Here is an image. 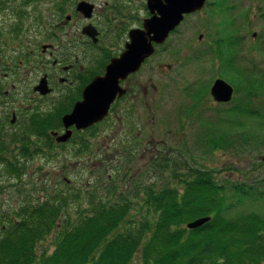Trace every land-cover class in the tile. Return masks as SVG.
Wrapping results in <instances>:
<instances>
[{
  "label": "rangeland",
  "instance_id": "rangeland-1",
  "mask_svg": "<svg viewBox=\"0 0 264 264\" xmlns=\"http://www.w3.org/2000/svg\"><path fill=\"white\" fill-rule=\"evenodd\" d=\"M56 1L2 0V5L7 2L11 5L5 7L6 10L0 9V22L8 25L16 23L17 17L14 15L13 6L23 5L27 17L21 22L25 31L30 30L29 35H34V30L38 27L35 15H38L40 25L48 26ZM105 1L115 2L122 7L119 11V8H113L111 4L108 6V14L115 17L117 26L121 25L120 16L126 17L124 21L127 26L131 22L141 26L143 19L148 17L146 0H93L100 7L97 14L101 15ZM96 22L99 25L98 19ZM102 31L103 37H106V30L102 28ZM199 35H203L204 41L200 44L201 48L198 47L201 50L197 54L198 49L195 45L198 44L196 39ZM222 39H225L223 46L225 52L223 50L221 56L213 55V51L218 50L219 41ZM235 42H238V45L232 46ZM169 45L171 47L167 48L168 51L173 48L171 53L164 52L155 56L138 77L142 83H147L151 78L150 83L154 82L157 86V101L154 109L155 136L167 144L161 150L162 154L174 160L176 165L183 164L187 169L189 168L188 172L192 177L197 176V173L211 174L215 176L218 184L254 183L256 184L253 185L254 187L264 190V118L255 115L257 111L264 112V0H207L200 13L186 18L179 32L169 40ZM181 47L185 54L182 64L178 66L176 64L174 72L170 74L163 71L160 66L175 63L172 60L174 55L172 52ZM12 79L7 82L10 83ZM218 79L224 80L233 87L234 93L230 102H216L211 95V89ZM26 95L22 91L12 92L7 99L2 100L13 102L15 107L22 103L28 105ZM4 110L0 108V113L8 112ZM19 110L23 120H27L30 115H34V118L39 116L36 114L38 108H34L32 112H28V109L26 111V108ZM45 119H49L46 121L47 126L50 127L46 129L48 133L54 127L52 124L54 117ZM5 129L8 132L16 129L17 132L19 128L7 125ZM26 130L21 139H29L28 145L36 155L22 159L25 174L16 183L17 185H12L16 180L9 177V174L5 173V166L0 164V187H2L0 208L8 209L9 212L22 203L24 198L30 196L28 192L30 188L32 191H34L32 188L37 189L30 198L31 202L43 200L59 189L62 190L60 183L64 179L71 181V188L82 189L93 179L94 170L91 162L100 166L99 158L56 157L51 152L52 148H46V143L42 146L34 144L37 141L34 135L40 131L29 128ZM6 143L9 148L6 158L14 162L22 142L16 145L12 142ZM79 162L84 165L78 168L76 165ZM157 163L160 165L155 166L169 167V169L160 172V168H155L153 174L146 167L145 161L139 160L134 170L124 173L126 170L119 169V165H116L120 170L117 184L121 186H117L118 190L126 189L129 193L132 192L130 198L135 196L133 202H139L132 205L122 229L129 222L151 218L150 211L146 204H143L147 198L146 194L139 190V187L144 189L145 185L155 186V184L156 187H165L164 181L172 189L174 184L172 175L170 176L171 169L174 168L172 163H167L164 159H157ZM74 167H77L76 170ZM153 175L154 178L151 179L150 176ZM133 177H136V182L133 181ZM19 189L26 191V195L19 194ZM94 191L101 193L100 196L104 193L95 189H91L90 193ZM225 197L227 204L236 203L230 216L251 212L264 215V200L246 201L241 204L232 197L231 193L226 194ZM52 240L53 238L50 237L43 243L50 247V252L54 249ZM132 264H142L138 255Z\"/></svg>",
  "mask_w": 264,
  "mask_h": 264
},
{
  "label": "trees",
  "instance_id": "trees-1",
  "mask_svg": "<svg viewBox=\"0 0 264 264\" xmlns=\"http://www.w3.org/2000/svg\"><path fill=\"white\" fill-rule=\"evenodd\" d=\"M224 43L225 39L219 41L213 55L225 52ZM255 115L264 118V112ZM47 125L34 124L33 129L41 127L48 135ZM20 142L22 148L11 162L6 158L8 145L0 137V164L16 180L12 185L25 174L22 159L36 155L28 145L29 139L12 140L15 145ZM46 148H51L48 140ZM163 159L174 167L170 173L172 189L164 181L165 187H139L146 194L143 204L151 218L129 222L123 229L132 205L139 202H133L135 196L130 198L132 192L118 190L120 166L94 172L82 189L71 188L63 181L62 190H54L43 200L31 202L37 189H28L30 196L22 200L24 203L21 201L10 212L0 208V264H132L137 255L142 264H264V215L251 212L230 216L236 203L227 204L225 197L231 193L241 204L263 201L264 190L254 183L218 184L211 174L192 177L183 164ZM155 168L160 172L169 169ZM91 189L105 194H91ZM18 192L26 195L21 189ZM201 218L210 220L195 229L187 227ZM50 237L54 247L51 252L43 244Z\"/></svg>",
  "mask_w": 264,
  "mask_h": 264
},
{
  "label": "flooded vegetation",
  "instance_id": "flooded-vegetation-1",
  "mask_svg": "<svg viewBox=\"0 0 264 264\" xmlns=\"http://www.w3.org/2000/svg\"><path fill=\"white\" fill-rule=\"evenodd\" d=\"M1 1L2 10H6L5 7L11 5L10 2L2 5ZM80 3L92 7L90 17L77 10ZM109 4L113 8H119V11L122 8L115 2L105 1V7L99 15L97 10L100 7L93 0H57L48 26L40 25L39 17L35 15L38 27L34 30V35H29L31 31H25L21 22L27 17L24 6L18 4L13 6L17 22L10 25L0 22V108L8 111L0 113V137L8 143L13 139L20 140L27 131L26 128L33 129L34 124L42 126L49 120L45 118L54 117L52 123L54 128L48 131V135H43L41 127L35 128L40 131L34 135L37 140L34 143L36 146H42L48 140L53 150L50 151L56 157L99 158L100 166L91 162L94 172L100 170L108 172L118 164L126 170L123 172L127 173L134 170L136 163L141 160L145 161L146 167L151 170L150 173L154 174L157 159L166 158V154H162L161 150L167 144L155 136L154 109L157 101V86L154 82L150 83L151 78L147 83H142L138 77L155 56L164 52L171 53L173 48L169 51L167 49L171 47L169 40L179 32L188 16L196 15L201 11L185 15L165 42L155 45L153 55L143 62L137 72L119 80V92L103 120L86 129H78L75 125L65 128L63 117L85 100L87 87L96 78L105 74L107 66L113 59L119 58L126 51V45L130 42V32L141 29L144 20L151 17L146 0L148 17L143 19L141 26L136 22H131L129 26L125 25L127 24L124 21L125 16H120L121 25L117 26L115 17L108 14ZM87 26H92L97 31L96 42L84 34L83 30ZM102 28L106 30V37L102 35L104 33ZM196 41L198 44L195 47L198 49L204 41L203 35H199ZM200 50L198 49L197 54ZM172 53L174 54L172 60L175 63L160 66L169 74L174 72L176 64L177 66L182 64L185 56L182 47ZM9 79H12L10 83L7 82ZM43 82L45 93L38 89ZM18 91L27 94L28 105L22 103L15 107L13 102L2 100L7 99L12 92ZM96 98L93 96V100ZM25 108L28 112L38 108L36 114L39 116L34 118V115H30L27 120H23L19 109ZM7 125L19 129L17 132L16 129L8 132L5 129ZM67 131L71 132L70 138L66 142H58ZM82 165L84 163L79 162L76 166L79 168ZM76 168L74 167V170ZM150 178H154V175ZM134 179L136 181V177H133V181ZM64 181L71 184V181L65 179Z\"/></svg>",
  "mask_w": 264,
  "mask_h": 264
},
{
  "label": "water",
  "instance_id": "water-1",
  "mask_svg": "<svg viewBox=\"0 0 264 264\" xmlns=\"http://www.w3.org/2000/svg\"><path fill=\"white\" fill-rule=\"evenodd\" d=\"M207 0H147V9L151 17L143 22L141 29L132 30L129 34L130 42L126 51L107 66L102 77L96 78L86 89L85 100L78 103L73 111L63 117L65 128L75 125L78 129L87 127L103 120L109 107L119 92L118 82L129 74L137 72L143 62L153 55L155 45H161L168 35L182 22L185 15L199 12ZM77 10L90 17L92 7L80 3ZM84 34L97 41V31L92 26L83 30ZM45 83H41L39 90L43 93ZM234 89L222 79H218L211 89V95L219 103L231 101ZM93 96L97 98L93 100ZM71 136L67 131L58 142H66ZM210 218H201L188 224V228H198L207 223Z\"/></svg>",
  "mask_w": 264,
  "mask_h": 264
}]
</instances>
